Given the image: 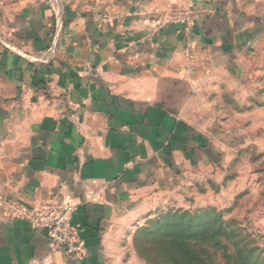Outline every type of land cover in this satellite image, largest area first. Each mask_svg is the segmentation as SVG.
I'll return each mask as SVG.
<instances>
[{
    "label": "crops",
    "instance_id": "1",
    "mask_svg": "<svg viewBox=\"0 0 264 264\" xmlns=\"http://www.w3.org/2000/svg\"><path fill=\"white\" fill-rule=\"evenodd\" d=\"M188 7L209 14L189 31L163 23ZM260 72L264 0H0V264H116L137 214L213 154L169 110L176 86L215 92ZM65 194L82 260L1 204Z\"/></svg>",
    "mask_w": 264,
    "mask_h": 264
},
{
    "label": "rangeland",
    "instance_id": "2",
    "mask_svg": "<svg viewBox=\"0 0 264 264\" xmlns=\"http://www.w3.org/2000/svg\"><path fill=\"white\" fill-rule=\"evenodd\" d=\"M251 77L240 84L223 78L215 92L176 86L169 110L205 131L213 154L174 193L137 214L114 250L116 264H172V249L148 232L175 212L218 219L226 232L219 244L187 241L186 264H264V81L262 72Z\"/></svg>",
    "mask_w": 264,
    "mask_h": 264
},
{
    "label": "built area",
    "instance_id": "3",
    "mask_svg": "<svg viewBox=\"0 0 264 264\" xmlns=\"http://www.w3.org/2000/svg\"><path fill=\"white\" fill-rule=\"evenodd\" d=\"M209 14L206 8L188 7L183 10L170 11L163 23H181L189 31L200 15ZM61 17L60 15L58 16ZM6 214L21 220L37 231H44L51 253L61 252L66 257L82 260L85 248L78 232L72 225L74 205L69 194L59 201L35 203L30 207L2 201Z\"/></svg>",
    "mask_w": 264,
    "mask_h": 264
},
{
    "label": "trees",
    "instance_id": "4",
    "mask_svg": "<svg viewBox=\"0 0 264 264\" xmlns=\"http://www.w3.org/2000/svg\"><path fill=\"white\" fill-rule=\"evenodd\" d=\"M202 216H190L185 212L170 213L158 218L149 230L150 236H158L171 249L172 264H186L188 250L186 243L189 240L217 243L221 235H226L222 223L218 219L208 222ZM186 258V259H185Z\"/></svg>",
    "mask_w": 264,
    "mask_h": 264
}]
</instances>
